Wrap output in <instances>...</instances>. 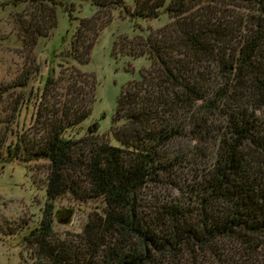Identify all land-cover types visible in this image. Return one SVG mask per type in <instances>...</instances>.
Here are the masks:
<instances>
[{
  "label": "trees",
  "instance_id": "trees-1",
  "mask_svg": "<svg viewBox=\"0 0 264 264\" xmlns=\"http://www.w3.org/2000/svg\"><path fill=\"white\" fill-rule=\"evenodd\" d=\"M91 3L97 10L79 19L67 53L77 62L89 60L104 8L144 18L164 10L169 20L129 47L151 65L118 96L116 144L96 122L75 131L96 98L94 79L79 69L60 65L55 76L50 68L27 90L39 73L35 56L0 86V163L29 171L32 162H47L41 219L22 237L31 264H264V0ZM47 15L33 35L22 34L27 46L56 26L55 5ZM187 136L190 150L180 148ZM206 142L214 153L199 171L188 158L201 156ZM182 177L185 186L176 182ZM159 178L181 193L142 212L138 196ZM66 194L105 204L76 241L53 227L55 202Z\"/></svg>",
  "mask_w": 264,
  "mask_h": 264
},
{
  "label": "rangeland",
  "instance_id": "rangeland-1",
  "mask_svg": "<svg viewBox=\"0 0 264 264\" xmlns=\"http://www.w3.org/2000/svg\"><path fill=\"white\" fill-rule=\"evenodd\" d=\"M55 1L53 4V0L30 2L0 0V86H6L23 67L27 69L32 67L35 56L39 64V73L31 76L27 90L44 81V75L50 68H55V76H57L60 65L69 64L94 79L96 92L90 115L75 131H84L90 124L96 122L98 130L106 134L104 137L116 144L110 130L111 127L118 128L112 126L118 96L128 81L140 79L142 70L151 65L145 53H130L129 47H134L133 44L137 43V40L133 43L134 39L146 38L152 30L166 24L169 20L168 14L163 10L159 17L144 18L125 14L118 8L102 9L98 14V21L100 25H104L93 42L89 60L82 63L73 60L71 56H67V53L70 51V42L76 32L79 19L93 16L97 8L91 0ZM125 1L127 6H133L134 0ZM53 5L57 15L56 26L47 37L38 38L35 47L27 46L22 41V34L33 35L35 23L42 25L41 20L43 17L48 18L47 13L52 11ZM85 35L90 38V31H86ZM115 42H118V45L125 43L126 50L121 51L115 46ZM54 56L55 60H52ZM13 138L15 136L10 134V139ZM189 142L193 143L188 136L183 138L180 148L190 150ZM172 144L173 148L175 144ZM204 146L206 150H201V156L197 155L200 152L196 151L194 156L189 155L188 158L199 164V171L208 165L206 163L214 153L210 143L206 142ZM46 163L43 160L32 162L29 171L20 163H0V264L33 263L32 251L22 237L27 229L37 226L41 219V211L46 200ZM79 173L82 171L80 170ZM80 178L85 179L82 176ZM185 181L187 182L182 177L181 180L177 178L176 182L185 186ZM80 184L84 183L80 182ZM179 193H181L180 189L164 178L149 181L138 196L143 205L142 212L152 205L180 195ZM73 197L66 194L58 197L55 202V210L58 212L53 225L55 233L61 239L69 241L79 239L83 235V227L86 223L93 218L96 220L105 208L100 198ZM66 217H69L68 222L60 220ZM261 257L262 255L258 259Z\"/></svg>",
  "mask_w": 264,
  "mask_h": 264
}]
</instances>
